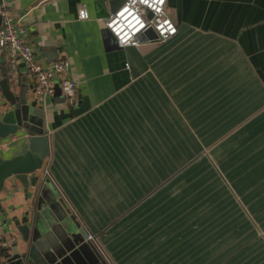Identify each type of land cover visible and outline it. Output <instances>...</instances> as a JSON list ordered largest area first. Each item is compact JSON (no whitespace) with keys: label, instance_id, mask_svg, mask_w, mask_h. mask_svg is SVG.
<instances>
[{"label":"crops","instance_id":"crops-1","mask_svg":"<svg viewBox=\"0 0 264 264\" xmlns=\"http://www.w3.org/2000/svg\"><path fill=\"white\" fill-rule=\"evenodd\" d=\"M167 2L178 33L122 48L111 4L0 0L36 58L68 59L77 85L71 103L36 98L19 62L10 90L42 111L50 155L28 191L0 193L8 245L28 248L16 222L56 191L110 264H264V0ZM16 151L0 144V158Z\"/></svg>","mask_w":264,"mask_h":264},{"label":"built area","instance_id":"built-area-1","mask_svg":"<svg viewBox=\"0 0 264 264\" xmlns=\"http://www.w3.org/2000/svg\"><path fill=\"white\" fill-rule=\"evenodd\" d=\"M167 6V0H126L105 20V25L122 48L138 46L149 28H153L158 40L164 42L178 33ZM149 13H152V18H149ZM78 15L81 20L90 17L86 7H81ZM0 18V55L10 88H19V62L22 61L32 79L34 97H52L59 89L71 103L76 96L77 85L70 76L69 60L58 59L44 64L36 58L32 45L20 35L13 14L7 7H0ZM88 239L95 240L93 235H88ZM7 245L0 235V247Z\"/></svg>","mask_w":264,"mask_h":264},{"label":"water","instance_id":"water-1","mask_svg":"<svg viewBox=\"0 0 264 264\" xmlns=\"http://www.w3.org/2000/svg\"><path fill=\"white\" fill-rule=\"evenodd\" d=\"M96 1L102 9H108L111 4L110 0ZM152 16V13H149V18ZM141 40L156 41L158 35L153 28H149ZM3 80L0 64V83ZM6 90H2L5 100H0V144L6 142L7 146L17 151L9 159L0 158V193L6 188L7 182L16 185L17 181L28 191L31 181L35 184L38 181L36 173L44 169L45 162L50 155L49 137L45 133L42 111L35 109L27 102V89H22L17 101L6 98ZM41 199L39 206L42 204ZM37 226V216L31 222L29 218L16 222L17 231L29 246L24 252H20L18 244L0 247V264H38V262L30 261ZM79 231L86 240L87 231L85 229H79ZM2 240L7 242L6 239ZM85 240L84 243L76 244L72 252L52 264H64V261L69 258H75V264H100ZM41 258L46 260L47 255H42Z\"/></svg>","mask_w":264,"mask_h":264},{"label":"rangeland","instance_id":"rangeland-1","mask_svg":"<svg viewBox=\"0 0 264 264\" xmlns=\"http://www.w3.org/2000/svg\"><path fill=\"white\" fill-rule=\"evenodd\" d=\"M110 1V13L116 12L126 2V0ZM97 5L99 6L98 3ZM109 33L112 36L110 31ZM5 88L8 90H6ZM3 89L7 91V97L5 96L6 98L16 101L19 99L18 96H16L10 90V85L7 78H5L0 83V90L2 91ZM2 95L4 96L3 91ZM47 180L48 181L45 186L46 190L49 189L48 185L51 181L50 178H48ZM55 194L56 191L47 201L41 200L42 204L46 205V207L42 210V212H40L38 216V226L36 228L33 250L30 257V261L32 263L38 262V264H52L55 261H59L60 258L65 257L68 253L72 252L76 244L81 242L84 243L85 239L79 233L80 221L68 208L65 202L64 204L70 211H68L64 206L62 207L61 203L56 199ZM86 243H88L91 250L101 260V264H110L107 259L102 256L100 250L98 249V246L93 240H90L89 242L87 241ZM42 255H47V259L45 260L41 258Z\"/></svg>","mask_w":264,"mask_h":264}]
</instances>
